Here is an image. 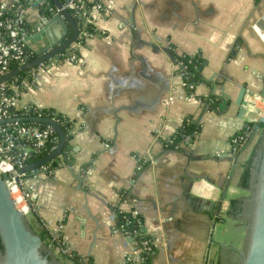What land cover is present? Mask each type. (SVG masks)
Returning <instances> with one entry per match:
<instances>
[{"label": "crops", "instance_id": "0c3cea01", "mask_svg": "<svg viewBox=\"0 0 264 264\" xmlns=\"http://www.w3.org/2000/svg\"><path fill=\"white\" fill-rule=\"evenodd\" d=\"M101 1L103 9H92L96 31L77 45L78 60L59 61L21 96L75 121L70 160L53 175L41 169L22 179L39 192L28 214L32 227L49 231L46 248L52 244L60 264H76L74 255L121 264L130 246L114 230L113 210L135 208L157 246L154 264H241L252 193L240 179L263 130L239 152L231 139L264 116V0ZM24 9L37 52L66 33L64 14L43 20L34 0ZM172 51L205 59L194 96L180 97ZM207 94L221 98L218 109L198 98ZM188 116L201 123L195 140L165 148Z\"/></svg>", "mask_w": 264, "mask_h": 264}, {"label": "built area", "instance_id": "2783aa9c", "mask_svg": "<svg viewBox=\"0 0 264 264\" xmlns=\"http://www.w3.org/2000/svg\"><path fill=\"white\" fill-rule=\"evenodd\" d=\"M37 6L45 0H34ZM82 0H68L62 6H57L55 13H62L63 9H80ZM104 8V3L98 0L93 8ZM92 8V9H93ZM81 14V12H79ZM42 15L43 20H46V15ZM85 23L93 22L96 24L92 11L91 14L83 13ZM35 29L28 25V18L25 14L24 4L21 0H0V79L14 68L30 61L34 53H38L31 42V38ZM90 32L85 26L78 30L76 40L69 47L32 67L25 75L18 73L9 79L0 83V172L9 173L10 177L6 179L8 187L11 189L12 197L16 201L17 207L27 215L32 212L36 201L38 200V190L34 187H23L22 179L27 175V172L20 171V168L28 164V159L32 154L41 152L47 149L49 142L59 140V134L51 126L40 127L36 124L28 123L27 120L13 119L4 121V119L32 114L34 111L38 114H43L42 107L33 103H22L21 96L26 88H32L40 85L43 74L51 72L59 61L67 60L75 62L78 60L77 45L80 44L85 36L90 35ZM178 73L182 77L184 90L181 91V98H189L194 96L197 83H190L184 79L183 71ZM205 105L211 104L216 97L207 94L206 97H198ZM55 118V117H54ZM57 121L58 119L55 118ZM184 121V120H183ZM179 123L175 130L180 126ZM174 130V131H175ZM189 139V137H187ZM237 140V138H235ZM55 147V146H54ZM53 147V148H54ZM234 149L237 148L233 145ZM142 168L141 165L138 166ZM41 169L45 170L47 175H53L56 167L43 165ZM124 199L127 197L122 192ZM115 209V208H114ZM135 214L140 213L137 209H133ZM114 230L124 233L126 243L130 249L126 252L121 264H141L143 260L142 252L145 248L154 251L157 247L153 236L143 240L144 246H138L136 234L127 233L124 224H117L116 212L113 210ZM141 222V221H139ZM146 229L145 233H149L144 221ZM57 250L61 253L66 252L65 245L60 239L54 238Z\"/></svg>", "mask_w": 264, "mask_h": 264}, {"label": "water", "instance_id": "95a60500", "mask_svg": "<svg viewBox=\"0 0 264 264\" xmlns=\"http://www.w3.org/2000/svg\"><path fill=\"white\" fill-rule=\"evenodd\" d=\"M57 5L61 6L58 2ZM62 13L72 24L73 31L71 35L66 37L68 30L66 27V33L62 31V35L59 39L52 41L48 45H42L36 58L18 68L12 69L0 79V83L11 78L22 70H26L54 55H57L76 40L78 26L67 9H63ZM57 16L61 17V13ZM41 26L42 28L38 31L39 37H42L43 35L44 22H42ZM34 37L37 36L35 35ZM246 90V85H243L236 99V104L240 106L241 115L245 112L246 105L248 104V100L245 97ZM13 119L43 122L51 125L58 132L60 140L55 149L40 159L30 162L20 168V171L22 172H40L43 165L62 152L63 146L66 142V135L62 126L54 117L38 114L35 111L32 114L11 117L4 119V121ZM259 121L264 122V116H261ZM259 129H261L259 126H256L253 129V132L250 135V140L256 135ZM236 154L237 153H234L233 155L235 156ZM259 156H261V161L260 163L257 162L259 163L257 177L255 181H253V177L251 180V212L249 214L247 228V245L241 264H264V147L259 149L258 157ZM235 167L236 166L233 168L232 174ZM9 177V173L0 172V236L4 244V254L2 255V258H0V264H60L58 260L52 256V244L49 245L48 249L46 248L47 243L40 233L32 227L28 215L17 207L16 201L12 197L11 189L6 183V179ZM230 181L231 179H229L227 187L230 184ZM201 202L207 203V201L203 200Z\"/></svg>", "mask_w": 264, "mask_h": 264}, {"label": "trees", "instance_id": "16d2710c", "mask_svg": "<svg viewBox=\"0 0 264 264\" xmlns=\"http://www.w3.org/2000/svg\"><path fill=\"white\" fill-rule=\"evenodd\" d=\"M22 3L25 5L26 0H21ZM68 0H45L43 3H39V9L41 14L46 15L47 17H51L57 10V2L62 6L65 4ZM79 1V0H78ZM98 0H82L79 2L81 4L80 9H67L73 20L75 21L76 25L78 26V30H81L83 26H85L90 32L96 31V24L93 22H87L85 23L83 13L86 12L88 14H91L92 8L94 4ZM81 12V14L79 13ZM67 25H68V36L71 35L73 31V27L71 22L67 19ZM65 51V50H63ZM173 52V58L176 62L180 63V70L183 71L184 79L190 83H199L203 79L201 70L204 66L205 59L204 57L198 52L195 54H188V53H177L175 51ZM38 56V53H34L30 59L33 60ZM30 68L26 70L20 71L19 75H25L29 72ZM213 97H216L214 94H211ZM211 104H209V107L218 109V105L221 101V98L216 97ZM43 114L49 115L52 117H55L58 119L59 124L62 126L65 135H66V142L63 146L62 152L57 155L54 159L46 163L45 165H50L53 167H57L59 164L67 162L70 160V150L72 148L71 145V139L74 135V127H75V121L74 119L70 118L66 114L56 111L55 109L51 108H43L42 109ZM28 123L39 125L40 127H46L48 124L43 122H36V121H28ZM264 131V122L261 121H249L241 130L236 132L232 136V143L237 148L236 152H239L244 145H246L249 142V138L251 133L253 132V129L258 126ZM201 130V123L197 121L196 119H193L192 116H188L184 119L183 123L178 126V128L166 139H164V145L167 149H182L184 147V144L192 143L196 136L198 135L199 131ZM56 133H58L56 131ZM189 137V139H187ZM237 138V140H235ZM60 140V139H59ZM59 140H54L49 142V145L47 149L37 152L31 155V157L28 159V163L36 161L40 159L41 157L47 155L50 151L55 149V147L58 145ZM55 146V147H54ZM54 147V148H53ZM264 147V135H262L259 138L258 144L253 149L251 155L247 159V161L244 163L243 172L241 175V181L240 185L244 188L251 189L252 188V177H253V169L256 167V163L261 161V156L259 155V149H262ZM32 173V171H28L27 174ZM231 204L235 209L239 210L237 208L238 201L235 199L231 200ZM116 212V222L117 224H124L125 231L127 233L136 234V238L138 240V246H144L143 240L150 238L152 235L150 233H145L146 229L144 226V217L141 213L135 214L133 209L130 210H124L121 207H115ZM141 221V222H139ZM32 225V224H31ZM33 226V225H32ZM42 238L47 240L48 238H51L49 231L46 230V228H42L39 231ZM55 242V241H54ZM157 251V247L154 249V251L149 250L147 248L144 249L142 252L143 260L141 261V264H154V255ZM4 254V244L2 242V238L0 236V258H2V255ZM74 259V262L76 264H94L93 261L90 259L87 262H83L82 259L76 255L72 257Z\"/></svg>", "mask_w": 264, "mask_h": 264}, {"label": "flooded vegetation", "instance_id": "af4514ba", "mask_svg": "<svg viewBox=\"0 0 264 264\" xmlns=\"http://www.w3.org/2000/svg\"><path fill=\"white\" fill-rule=\"evenodd\" d=\"M258 166H259V163H257L256 164V167H254V173H253V181H255L256 180V177H257V172H255V171H258Z\"/></svg>", "mask_w": 264, "mask_h": 264}, {"label": "rangeland", "instance_id": "374dc122", "mask_svg": "<svg viewBox=\"0 0 264 264\" xmlns=\"http://www.w3.org/2000/svg\"><path fill=\"white\" fill-rule=\"evenodd\" d=\"M262 135H264V131H262V134L259 137H261ZM256 172L258 173V171H256Z\"/></svg>", "mask_w": 264, "mask_h": 264}, {"label": "bare ground", "instance_id": "6f19581e", "mask_svg": "<svg viewBox=\"0 0 264 264\" xmlns=\"http://www.w3.org/2000/svg\"><path fill=\"white\" fill-rule=\"evenodd\" d=\"M259 126V125H258Z\"/></svg>", "mask_w": 264, "mask_h": 264}]
</instances>
